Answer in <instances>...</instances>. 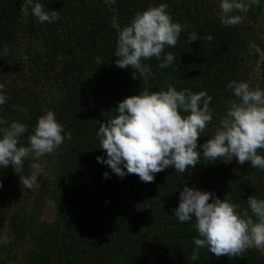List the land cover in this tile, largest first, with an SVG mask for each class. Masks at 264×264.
Wrapping results in <instances>:
<instances>
[{"label":"trees","instance_id":"trees-1","mask_svg":"<svg viewBox=\"0 0 264 264\" xmlns=\"http://www.w3.org/2000/svg\"><path fill=\"white\" fill-rule=\"evenodd\" d=\"M216 1L38 0L45 11L59 15L53 23H40L24 0H0V52L5 46L9 49L0 58V85L8 97L0 106V118L7 123L0 127L13 121L27 125L18 145L26 147L37 119L51 110L65 132L71 133L60 147L73 149L58 157L54 169L56 150L38 161L25 159L18 174L12 166L0 169V225L7 220L14 231L7 259L25 243L29 249L22 264H264V255L256 248L231 258L201 249L199 259L191 261L195 218L179 223L173 216L185 185L248 209L249 197L264 199V170L247 161L240 165L235 159L229 164L209 162L206 171L220 191L216 192L200 183L192 169L181 174L169 167L145 183L135 174L121 179L96 160L105 156L98 149L99 124L117 115L124 98L166 91L169 86L177 91H205L212 97V121L198 138L201 145L215 135L229 102H239L227 87L230 81L264 89V42L242 19L234 27L224 26L219 19L220 0ZM160 4L167 5L173 22L187 28L175 47L165 48V53L175 56L171 66L159 68L161 61L155 57L143 61L152 72L145 83L136 70L116 67L113 53L119 31L135 14ZM192 31L201 39L188 44ZM250 46L263 56L255 82L247 80ZM96 57L104 64L98 66ZM188 114L181 113L182 117ZM257 154L264 156V149ZM34 162L43 173L37 185L26 189L19 176H30ZM106 171L109 179L102 176ZM50 193L55 197V218L44 225L36 209ZM137 204L142 211L135 210ZM22 232L27 239L20 236Z\"/></svg>","mask_w":264,"mask_h":264},{"label":"clouds","instance_id":"clouds-1","mask_svg":"<svg viewBox=\"0 0 264 264\" xmlns=\"http://www.w3.org/2000/svg\"><path fill=\"white\" fill-rule=\"evenodd\" d=\"M104 2L114 3L115 0ZM24 5L40 23H53L59 19L58 11H45L38 0H24ZM219 7V19L226 27H234L240 22L241 17L233 15L234 12L248 10L244 0H220ZM186 28L187 25L172 21L166 4L137 12L118 33L113 53L115 66L136 70L146 83L152 72L143 61L155 57L161 61L159 68L171 66L175 56L165 53V48L175 47ZM200 39L198 33L192 31L187 36V43ZM206 39L211 41L212 36L208 35ZM8 51L5 46L0 58L7 56ZM95 59L98 66L104 64L100 57ZM227 87L239 102H229L230 107L220 121L221 127L211 139L199 145L201 151H197L198 138L212 121L209 107L212 97L205 91H177L169 86L166 91H144L124 98L118 103L117 115L99 124L98 149L105 156H98L97 163L107 166L121 179L135 174L145 183L153 182L156 173L169 167L183 174L200 163L201 157L211 163L220 160L229 164L235 159L243 165L247 161L253 168L264 170V156L257 154L258 149H264V89H252L247 82L235 80ZM7 100L3 85H0V106ZM22 111L27 112L26 109ZM182 112L189 114L182 117ZM6 123L0 118V126ZM27 131V125L16 121L0 127V169L12 166L18 174L25 159L38 161L52 154L65 139H71V133L65 132L51 110L37 119L34 133L28 136V146H18ZM30 168V176H19L26 189L37 185L38 175L43 173L39 163H31ZM102 176L110 178L107 171ZM0 187H3L2 182ZM246 202L248 209L240 210L238 204L221 200L214 193L187 185L183 187L173 216L179 223L195 218L197 237L193 239L191 261L199 259L201 249L216 257L226 255L229 258L240 257L251 248L264 249V199L251 196ZM135 210L142 211L143 206L137 204Z\"/></svg>","mask_w":264,"mask_h":264},{"label":"rangeland","instance_id":"rangeland-1","mask_svg":"<svg viewBox=\"0 0 264 264\" xmlns=\"http://www.w3.org/2000/svg\"><path fill=\"white\" fill-rule=\"evenodd\" d=\"M211 1L215 3L217 2L216 0ZM244 2L248 5V10L246 12H237L238 16H240L241 19L244 20L248 25L253 27L258 37L264 42V0H244ZM249 50L250 55L246 57L245 63L247 66V80L255 82L259 79L260 65L263 56L261 52L253 46H250ZM220 127L221 124L217 125L214 132L216 133L217 129ZM72 150L73 149L68 146L65 148L59 147L58 149H56V158L53 161L52 169L56 168L58 164V157H60V155H68L72 152ZM197 151H201V149L199 148V144ZM208 163V161L204 160L203 157H201L200 163L192 168L193 173L200 183L206 185L213 191L220 192L214 182H211L209 180V174L206 171ZM36 211L38 217L40 218V223L44 225H50L54 221L56 211V202L54 195L50 193L46 196H43L37 206ZM20 236L23 239H27V234L24 232H22ZM13 237L14 231L10 228L8 221H3L0 225V261L3 259H7L5 257V253L11 241L13 240ZM28 249L29 245L23 243L22 246H18L14 254H12V256L8 258L5 263L0 262V264H22V257ZM259 251L264 255V249H259Z\"/></svg>","mask_w":264,"mask_h":264}]
</instances>
